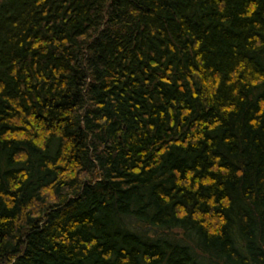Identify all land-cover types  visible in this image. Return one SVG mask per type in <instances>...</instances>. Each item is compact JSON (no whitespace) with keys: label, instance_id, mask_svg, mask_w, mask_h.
Wrapping results in <instances>:
<instances>
[{"label":"trees","instance_id":"16d2710c","mask_svg":"<svg viewBox=\"0 0 264 264\" xmlns=\"http://www.w3.org/2000/svg\"><path fill=\"white\" fill-rule=\"evenodd\" d=\"M0 264H264V0H0Z\"/></svg>","mask_w":264,"mask_h":264}]
</instances>
